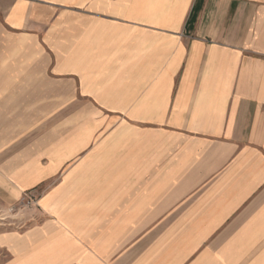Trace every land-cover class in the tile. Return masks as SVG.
Here are the masks:
<instances>
[{
    "label": "crops",
    "instance_id": "0c3cea01",
    "mask_svg": "<svg viewBox=\"0 0 264 264\" xmlns=\"http://www.w3.org/2000/svg\"><path fill=\"white\" fill-rule=\"evenodd\" d=\"M69 1L0 0V208L73 165L0 264H264V0Z\"/></svg>",
    "mask_w": 264,
    "mask_h": 264
},
{
    "label": "rangeland",
    "instance_id": "374dc122",
    "mask_svg": "<svg viewBox=\"0 0 264 264\" xmlns=\"http://www.w3.org/2000/svg\"><path fill=\"white\" fill-rule=\"evenodd\" d=\"M92 0L90 4H87L85 7L86 12H93L95 8L92 5ZM69 13H70V25L73 27L77 24L76 16L79 10L83 11V6L79 7L77 4V0H70L69 1ZM80 8V9H79ZM97 10L101 9V12H108L109 11V0H101V4L98 3L96 6ZM60 43V39H59ZM75 49L71 44L70 50ZM72 54V51H71ZM72 88V86H71ZM76 90V84H75ZM61 102H54V113L53 116L44 114L43 117L39 118L38 123H36L30 131L27 133L22 134V143H27V141H35L34 139L38 140V153L42 155L40 158V162L42 166H46L45 164V140H53L57 142L61 140L62 137V120L65 119L68 121L66 124L69 126L71 135L72 132L76 130L78 124H84L86 127H91L85 131V135L88 137L92 135L94 131H97V135L95 137H99L103 134V131H108L112 126H115L119 123H122L125 118L119 116H104V117H82L78 118L74 114L77 112V105L78 101L76 97L74 100L70 102V109L69 112L71 113L70 116H63V109L59 106ZM46 102H39V107L42 105L45 106ZM55 150V149H54ZM53 150V151H54ZM56 151V150H55ZM39 155V156H40ZM75 161V160H74ZM73 165H66L64 169L60 170V174H56L51 180L40 184L39 186L23 191L21 197L15 201L14 203L0 208V228L4 230H11V231H25L32 226L40 224L46 218V213L41 207V202L46 196V194L58 183L62 174L71 168Z\"/></svg>",
    "mask_w": 264,
    "mask_h": 264
},
{
    "label": "snow or ice",
    "instance_id": "6c2138e0",
    "mask_svg": "<svg viewBox=\"0 0 264 264\" xmlns=\"http://www.w3.org/2000/svg\"><path fill=\"white\" fill-rule=\"evenodd\" d=\"M196 255H198V253H197V254H195V255H193V256L191 257V260H195V258H196ZM191 260H190L189 264H191Z\"/></svg>",
    "mask_w": 264,
    "mask_h": 264
}]
</instances>
